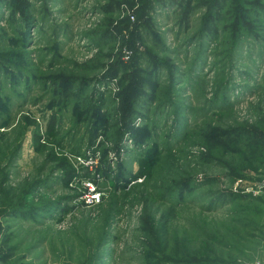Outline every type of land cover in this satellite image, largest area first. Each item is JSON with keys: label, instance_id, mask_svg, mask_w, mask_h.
<instances>
[{"label": "rangeland", "instance_id": "rangeland-1", "mask_svg": "<svg viewBox=\"0 0 264 264\" xmlns=\"http://www.w3.org/2000/svg\"><path fill=\"white\" fill-rule=\"evenodd\" d=\"M262 185L264 0H0V264H264Z\"/></svg>", "mask_w": 264, "mask_h": 264}, {"label": "built area", "instance_id": "built-area-1", "mask_svg": "<svg viewBox=\"0 0 264 264\" xmlns=\"http://www.w3.org/2000/svg\"><path fill=\"white\" fill-rule=\"evenodd\" d=\"M264 187V185H262ZM83 200L88 206H96L102 201V194L98 192L97 188L92 182H87L86 189L83 193Z\"/></svg>", "mask_w": 264, "mask_h": 264}, {"label": "trees", "instance_id": "trees-1", "mask_svg": "<svg viewBox=\"0 0 264 264\" xmlns=\"http://www.w3.org/2000/svg\"><path fill=\"white\" fill-rule=\"evenodd\" d=\"M108 171H109V170L107 169V167H105L104 170L101 171V172H103V173L106 175V173H107ZM90 180H91V179H90Z\"/></svg>", "mask_w": 264, "mask_h": 264}]
</instances>
